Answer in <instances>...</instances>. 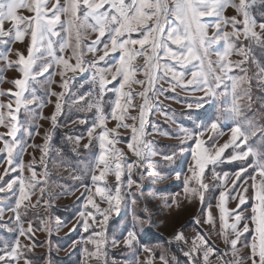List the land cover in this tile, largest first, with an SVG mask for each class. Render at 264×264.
I'll return each instance as SVG.
<instances>
[{
	"label": "snow or ice",
	"instance_id": "6c2138e0",
	"mask_svg": "<svg viewBox=\"0 0 264 264\" xmlns=\"http://www.w3.org/2000/svg\"><path fill=\"white\" fill-rule=\"evenodd\" d=\"M257 4L260 16L264 17V0H63V3L61 0H55L51 7L50 0H0V38L23 43L26 36L30 37L27 56L18 52L16 61H8L9 66L15 63L21 74V78L12 81L16 91L8 90V94L15 98V106L13 103H0V126L7 128L6 133H0V141H3L4 145L0 152L6 153L9 166L3 175H8L9 169L21 173L0 184V194L8 192L15 198L10 205H0V220H3L6 212H12L13 216L10 219L15 222L17 232L11 245L0 244V264H20L24 251L36 247L34 243L31 246L25 244L22 249L21 237L31 240L36 231H51L48 221L44 218H41V226L35 229L31 220L26 221L23 218L28 215L30 209L43 206L46 210L50 206L52 194L46 165L43 172L38 174L33 167L36 163L34 158L28 165L30 177L23 175L25 164L22 157L27 147H20V142L16 138L19 128L24 127L19 121L21 109L30 111L28 106L37 104L39 100L35 95V89L30 91V83L45 88L47 103H51V97L57 98L50 123L53 129L58 126V117L63 114L67 103L64 97L70 92L69 84L71 79H74V76L65 78L68 72L74 75L90 72L92 80L98 87L96 101L84 105L88 109L95 108L96 122L87 131L89 143L84 144L83 147L89 148L93 140L98 142L99 147L98 156L86 169L92 184L81 185L85 189L82 193L84 208L87 209L90 205L95 210L81 211L78 214L81 218L79 227L83 231L88 232L90 227L94 228L87 240L83 241L85 245H93L91 250L87 247L83 249L87 259L103 260V264H108L105 249L109 244L111 247L123 244L125 248L132 249L139 241L137 226L140 232L145 225L152 226L151 214L145 207L143 210L147 215L144 218L134 216L135 223L131 230H126L120 236H113L111 239L106 235V226L112 213L120 215L121 204L134 185L138 191L141 189L144 166L154 165L152 158L156 156H161L164 161L175 159V152H157L150 147L151 142L145 139V126L148 116L153 111L154 98L165 92L163 87L157 88L156 85L164 78L170 77L167 82L171 84L173 92L177 87L187 89L192 86L193 92L203 93L194 105L187 104L190 110L194 106L197 109L204 108L208 103H213L216 109L215 113L206 110L203 114H197V119L201 121L199 130L189 131L181 128L183 136L175 137L195 140L193 150L195 163L188 169L191 176L185 177L183 190L203 203L205 193L210 187L205 182V173L209 166L212 169L210 179L220 182L213 184L212 187L225 189L220 191L218 196V220L221 224L218 234L222 235L223 242L228 246V252L218 253L205 235H198L191 241V247L184 251V255L190 258L191 264H200L201 261L202 264H210L209 257L212 255H216L223 264H245V260L248 264H264V151L255 150L249 145V137L256 135L257 125L254 117L246 115V111L252 108L254 99L253 77L257 90L264 93V65L251 55L253 46H258L264 52V22H258L253 12ZM229 7L235 9L236 15L224 16L225 10ZM20 9H26L34 15L29 17L18 15ZM62 17L65 19L62 20ZM6 22L11 23L12 27L6 29ZM22 24L23 28H21ZM238 25L240 27H237ZM229 26L231 31L227 30ZM210 29L213 30L211 35ZM133 34H136L135 38ZM93 35L94 39L91 38ZM242 37L250 43L241 42L237 45ZM85 41L88 42L85 44ZM173 45L175 48L172 47ZM217 45H221V48L217 49ZM69 48L72 54L66 58L63 53ZM98 53L102 54L97 56ZM117 53L118 57L114 58V62L109 63L110 55ZM234 53L242 59L233 62L230 57ZM89 54L93 59L86 60L85 57ZM213 55L218 59L213 61L211 59ZM137 57L144 59L143 65L135 64ZM73 59L74 64L71 63ZM101 62H105L104 66H100ZM213 64L217 67H213ZM249 64H256L258 68L251 76L247 67ZM236 69L239 70V74L231 75L230 73ZM45 73H49V76H45ZM138 73H142L145 78L136 79ZM55 75L61 77L60 87L63 91L59 93L51 90L55 80L49 77ZM189 76L190 79L187 78ZM39 77L44 79L41 80ZM118 79L120 82L115 89L116 98L112 102L110 112L105 113L102 101L108 90L107 86ZM222 84L224 90L217 91ZM132 85H139L142 88V91L135 93V96L143 98L138 109V117L128 114L129 109L134 107ZM26 92L29 95L26 96ZM4 94L0 92V95ZM222 97L225 98L223 101H221ZM85 99V95H80L72 102L80 104ZM245 99L247 103L242 106L241 101ZM256 99L261 103V110H264V96ZM45 106V100H40L37 104L39 109ZM5 109L7 111H4ZM37 117L44 118L42 113H38ZM110 119L117 122L116 128L107 127ZM129 119L138 120V125L125 123ZM222 119L232 122L229 129L230 140L218 147L216 140H213L211 145L205 147V141L200 137L209 131L217 133ZM79 123L84 124L86 121L80 120ZM36 126L39 128L38 124ZM120 127L131 129L132 135L127 142V149L136 157L135 160L130 161L124 150L116 146L121 142L118 132ZM97 129L99 133L95 134ZM25 131L29 137L33 135V132L27 128ZM260 133L264 135V126H261ZM35 134L39 135V132ZM5 136L10 137L13 143L4 139ZM44 139L45 144L41 148L42 162L49 151L51 131L45 134ZM67 139L72 140V137L68 136ZM82 139L83 137H76L75 144L79 145ZM232 146H234L233 154L224 157L226 149ZM17 147H20L17 153L18 163L14 162L13 155ZM237 149L239 151H236ZM250 156L253 158L251 161H249ZM226 161L248 162L232 174L230 190L227 189L229 173L216 172L217 166ZM249 168L252 171L248 173L247 178H242ZM133 169L140 176L139 181L131 178ZM126 174L127 179H124ZM3 175H0V181H3ZM149 175H154L157 180L165 179L151 171ZM109 176H114L113 185L108 183ZM73 179L81 180L82 177L74 174ZM249 180L252 183L248 188H244L243 185L248 184ZM193 181L195 186L190 187ZM122 188L125 189L124 193ZM249 188L252 189L251 197L247 195ZM76 190L78 189L73 190L72 194H75ZM139 194L142 196L143 192ZM34 196L37 199L33 202ZM96 196L100 197V202L94 199ZM237 198L240 205L245 204L249 198L254 200L251 216L247 218L252 227H249V223L240 226L244 216L239 206L237 209L227 207L230 199ZM2 199L4 197H0V200ZM137 202V196L132 194L130 204L136 205ZM100 203H106L108 208L101 210ZM25 223L27 228L24 227ZM195 223L199 224L201 221L196 220ZM204 223L213 226L216 224L211 207L207 209ZM95 225L101 227L96 230ZM67 226V224L63 225V227ZM75 230V228L71 229V231ZM245 233H252L251 240L243 245L249 249L246 258L239 255L238 249L241 237ZM174 240L182 244L189 243L183 232L176 234ZM77 243L81 242L73 241V246ZM140 251L151 252V249L141 246ZM229 254L232 256L231 261L225 259ZM153 259H150L148 264H153ZM159 259L162 264H170L174 257L169 258L162 253ZM24 264H32V262L25 257ZM176 264L179 262L177 261Z\"/></svg>",
	"mask_w": 264,
	"mask_h": 264
},
{
	"label": "rangeland",
	"instance_id": "374dc122",
	"mask_svg": "<svg viewBox=\"0 0 264 264\" xmlns=\"http://www.w3.org/2000/svg\"><path fill=\"white\" fill-rule=\"evenodd\" d=\"M55 3V0H50V7ZM63 3V0H61ZM254 15L258 22H264V17L260 16L259 5L253 10ZM18 15L25 17L33 16L34 13L28 12L26 9H20ZM236 15L235 9L229 7L225 10L224 16L232 17ZM65 19L62 17V20ZM211 21L212 18H205ZM12 27L11 23L6 22L5 28L9 29ZM24 25H21L23 28ZM167 27V26H166ZM237 27H240L239 25ZM228 31H231L229 26ZM257 31H259L257 29ZM213 30H209L211 35ZM136 34H133V38ZM91 38H95L93 35ZM7 41V42H5ZM88 41H85L86 44ZM249 44V41H245L243 37L239 43ZM30 45V37L26 36L23 43L19 41H12L9 38H0V92L5 93L0 95V103H13L15 106V98L8 94V90L16 91L14 81L17 78H21V74L18 71V66L13 63L9 66L8 61H16L18 59L17 53L21 52L27 56V48ZM138 47V46H137ZM175 48V46H172ZM217 49L221 48V45L216 46ZM60 55V53H57ZM72 54L71 48L66 50L63 55L67 58ZM102 53H98L100 55ZM117 54H112L108 58V62H114V58L118 57ZM254 59L260 61L261 65H264V52L258 46H253L252 54ZM86 60L93 59L92 55L89 54L85 57ZM213 61L218 58L213 55L211 56ZM230 59L233 62L242 59L237 54H233ZM71 63H75L73 59ZM168 63H172L168 61ZM105 62H101L100 66H104ZM135 64L143 65L144 59L142 57H137ZM178 67V66H177ZM213 67L217 65L213 64ZM249 75L257 72L258 68L256 64H249ZM51 72V69H50ZM231 75L239 74V70H234ZM159 75V74H158ZM45 76H49V73H45ZM69 84L70 92L65 95L64 99L67 103L64 106L63 114L58 117V126L53 129L50 123V117L54 113V106L56 102V97H51V103L46 101V90L44 87L30 83V91L35 89V95L39 98L37 104L40 100H45L46 106L43 109H39L37 104L29 105L26 111L24 108L21 109L19 113V121L24 127H20L17 132V141L20 142V147H27L26 152L23 154V163L25 164V169L23 175L25 177H30V171L28 165L31 164L32 160L35 158V165L33 167L39 173H42L45 165L47 166L49 172V186L52 194V199L50 206L45 208L39 206L36 209H30L27 216L23 217L26 221L31 220L33 222L34 229L41 226V218L48 221V227L51 231L41 230L36 231L35 235L31 240L27 237H21V247L25 244L31 246L33 243L36 247L31 248L30 251H24L21 257L20 264H24V258L29 259L32 264H103V260H96L94 258L87 259L86 253H84V247L92 249L93 245H85L83 241H86L89 235L93 232L94 228L90 227L88 232L83 231L79 227L81 218L79 217V212L81 211H95L89 205L87 209L83 206L85 189L82 184L91 185L92 181L86 171L87 168L91 166V162L98 156L99 147L98 142L93 140L91 146L87 149L83 147L84 144H88L89 140L87 137V131L91 128L92 124L95 123V108L88 109L84 105L89 102H94L97 99L98 87L95 81L91 78L90 72H85L83 74H73L71 72L67 73L65 78H71ZM54 79L55 83L51 85V90L55 92H61L63 89L60 87L61 77L55 75L54 77H49ZM110 78V77H109ZM142 73H138L136 79H144ZM190 79V76L187 77ZM39 79H44V77H39ZM169 78H164L156 85L157 88L163 87L165 92L158 97L154 98V107L152 114L147 118V124L145 126L146 136L145 139L150 141V147L160 153H171L175 152L176 156L173 161H164L161 156L153 157L154 165H145L143 168V180L142 187L138 191L135 187L130 190L129 195L121 204L120 215L117 216L112 213L106 226V235L111 239L113 236H120L126 230H131L134 225V216L144 218L147 214L144 212V208L147 207L152 218V226L145 225L142 232L138 231L139 241L136 247L132 249H127L123 244L118 247H111L109 244L105 249L107 252L108 264H148L150 259H153V264H162L159 257L163 253L166 257L172 258L174 260L170 261V264H191L190 258L184 255V251H187L191 247V241L198 235H205L209 240L211 246L218 250V253L228 252V246L223 242L222 235H219L221 229V224L218 220L219 217V192L225 190L221 187H212L213 184H219V181L210 179L211 166L206 170L205 182L209 184V191L205 193V199L203 203L199 201L198 198H193L191 195L184 192L185 187V177L191 176L188 171L190 166H194L193 160V150L195 149V140L193 139H177L176 136H183L180 131L181 128L188 129L189 131H197L200 128L201 121L197 119V114H203L207 110L208 112L215 113V106L213 103H208L204 108L197 109L195 106L190 110L187 107L188 103L195 104V101L203 95L202 92L191 90L192 86L187 89L182 87H177L173 92L171 90V84L167 81ZM119 79L113 81L107 86V91L103 97V105L105 113H109L112 107V102L116 98L115 89L119 86ZM227 83V81H225ZM126 91L128 90L126 86ZM224 84L221 85L220 89L217 91H223ZM131 91L134 94L133 105L134 107L129 109L130 116L138 117V109L142 104L143 98L135 96V93L142 91L139 85H132ZM25 95H29L28 92ZM80 95H85L86 99L80 104L73 103L72 101L78 98ZM252 95L253 102L252 108L246 111V115L249 117H254L255 123L257 125L256 135L249 137V145L255 150L264 151V135H261L260 128L264 126V110H261V103L258 97L264 96L257 90L256 81L253 77L252 80ZM225 99L221 98V101ZM247 103V100H242L241 105L243 106ZM4 111H7L5 109ZM38 113H42L43 119L37 117ZM166 114V115H165ZM80 120H85L86 123H79ZM75 121V122H74ZM125 123L138 125V120L133 121L131 119L126 120ZM39 125L37 128L36 125ZM117 122L115 120H109L107 122V127L109 129L116 128ZM232 126L231 121L221 120V127L217 129V133L206 132L204 136L200 137L205 141V147L212 144L213 140H216L217 147L222 146L224 143L230 140L231 132L230 127ZM25 128L33 132L32 136L26 134ZM39 135H36V132ZM51 131V140L49 143V151L46 156H44L43 162L41 161V156L43 155L41 148L45 144V134ZM7 128L0 126V133H6ZM119 140L121 141L116 146L126 153L128 159L135 160L136 157L132 155L127 149V142L132 135L131 129H125L120 127L118 129ZM99 129H97V133ZM167 133V135H164ZM68 136L72 137V140L67 139ZM83 137L79 145L75 144L76 137ZM211 137V139L209 138ZM4 139L8 140L10 143V137L5 136ZM28 145H35L38 147H30ZM3 141H0V149H3ZM20 147H17L16 152H14V162H19V157L17 153L20 151ZM234 146L226 149L224 157H228L233 154ZM236 151H239L237 149ZM253 158L250 156L249 161ZM247 161H233L225 162L219 164L216 168L218 173H229V181L227 183V189H231V178L232 174L239 171L241 167L247 164ZM237 164V170L226 171L225 165ZM7 156L5 152H0V175H3L5 169L8 168ZM158 173L160 176L165 177V179L157 180L154 175H149V172ZM252 169L249 168L248 172L243 174L242 178H247L248 173ZM80 175L81 180L73 179V175ZM179 174V175H177ZM21 175L19 171L13 172L9 169L8 175H3V181L0 184L6 182L12 178ZM131 178L133 180H140V176L137 174L136 170L133 169ZM124 179H127V174ZM99 183V182H97ZM109 185L115 183L114 176L108 177ZM252 183L251 180L248 184L243 185L244 188H248ZM190 187L195 186L193 181ZM78 189L73 193V190ZM242 191V190H241ZM125 189L122 188V193ZM143 192L141 196L139 193ZM132 194L137 196V204L131 205L130 199ZM243 194V193H242ZM249 197L252 196V189L249 188ZM0 197L4 199L0 200V205L7 206L14 202V197L11 193H2ZM33 202L37 199L36 196L33 198ZM94 199L100 202V197L96 196ZM175 201V203H173ZM254 204V200L249 198L247 202L243 205L239 204V199H230L228 201L227 207L229 209H239L243 212L244 219L241 220L240 226L242 227L244 223H249V227H252L251 222L247 219L251 216V207ZM171 205V207H169ZM211 207L213 217L216 218L215 226L204 223L207 215V209ZM101 210L108 208L106 203H100ZM38 214V215H37ZM13 216L12 212H6L3 220H0V244L7 243L11 245L17 236L16 224L10 218ZM99 219V215L97 214ZM196 220L201 221V223H195ZM232 221L230 220V223ZM67 224V227L63 225ZM27 228V223L24 225ZM96 230L101 226L95 225ZM75 228V231H71ZM9 229H12L11 231ZM180 232H183L188 244H182L174 240V236ZM252 238V233H245L241 237V243L238 245L239 255L247 257L249 255V249L243 247V245L249 242ZM73 241H80L73 246ZM171 244L183 246L181 256H174L170 250ZM141 246H147L151 249V252L140 251ZM60 258L62 261H60ZM210 264H223V261L217 259L216 255L209 257ZM225 259L231 261L232 256L229 254ZM202 264V261L200 262ZM245 264H248L245 260Z\"/></svg>",
	"mask_w": 264,
	"mask_h": 264
},
{
	"label": "trees",
	"instance_id": "16d2710c",
	"mask_svg": "<svg viewBox=\"0 0 264 264\" xmlns=\"http://www.w3.org/2000/svg\"><path fill=\"white\" fill-rule=\"evenodd\" d=\"M237 164H231V165H225V170L226 171H235V170H237ZM184 249V247L183 246H180V245H175V244H171V246H170V250L172 251V254L174 255V256H181V254H182V250ZM60 261H62V259L60 258Z\"/></svg>",
	"mask_w": 264,
	"mask_h": 264
}]
</instances>
